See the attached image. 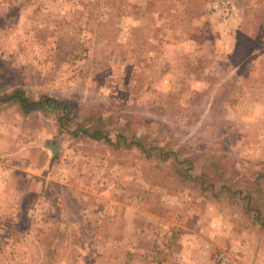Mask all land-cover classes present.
Returning <instances> with one entry per match:
<instances>
[{"label":"rangeland","instance_id":"1","mask_svg":"<svg viewBox=\"0 0 264 264\" xmlns=\"http://www.w3.org/2000/svg\"><path fill=\"white\" fill-rule=\"evenodd\" d=\"M0 68L147 149L0 102V264H264V0H0Z\"/></svg>","mask_w":264,"mask_h":264},{"label":"trees","instance_id":"2","mask_svg":"<svg viewBox=\"0 0 264 264\" xmlns=\"http://www.w3.org/2000/svg\"><path fill=\"white\" fill-rule=\"evenodd\" d=\"M3 72L4 70L0 68V73ZM5 86L6 85L3 86L0 84V102H13L17 104L19 110L23 114H28L38 110H49L56 114L57 121L61 129L65 130V132L72 136H87L94 140H103L112 145L113 143L120 144L121 142H124L127 145H136L141 151L147 150L141 141L133 142L130 141L129 137H127L125 133L111 131L108 128L111 121L109 117H106L107 113L104 111L98 116H96V112H89L87 116L79 118L78 114L75 113L74 106L67 99L46 93L41 94L38 97H34L29 89L21 86L18 82L13 83L10 89H6ZM128 140L130 143L127 142ZM148 150L149 152H163L164 159H169L170 156H176L177 154L176 151L159 145H152ZM190 159L191 158L188 157L183 160L190 161ZM208 165L209 168L216 167V163L214 161L210 162ZM224 188L227 189L228 187ZM258 189L259 184H256L255 190Z\"/></svg>","mask_w":264,"mask_h":264},{"label":"built area","instance_id":"3","mask_svg":"<svg viewBox=\"0 0 264 264\" xmlns=\"http://www.w3.org/2000/svg\"><path fill=\"white\" fill-rule=\"evenodd\" d=\"M218 7L220 10L223 9L224 11H227V14H231L233 5H231L229 1H224L221 4L213 5V8H218ZM210 264H232V261L227 253H225L224 251H219V253L215 255V258Z\"/></svg>","mask_w":264,"mask_h":264},{"label":"crops","instance_id":"4","mask_svg":"<svg viewBox=\"0 0 264 264\" xmlns=\"http://www.w3.org/2000/svg\"><path fill=\"white\" fill-rule=\"evenodd\" d=\"M229 19H233V18H229Z\"/></svg>","mask_w":264,"mask_h":264}]
</instances>
